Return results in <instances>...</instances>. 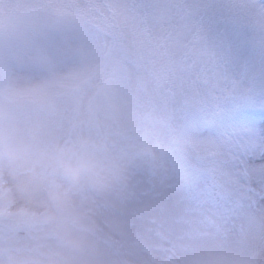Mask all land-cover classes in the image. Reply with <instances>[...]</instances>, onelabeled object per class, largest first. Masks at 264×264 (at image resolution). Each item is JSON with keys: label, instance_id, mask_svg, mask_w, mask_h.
I'll return each mask as SVG.
<instances>
[{"label": "rangeland", "instance_id": "1", "mask_svg": "<svg viewBox=\"0 0 264 264\" xmlns=\"http://www.w3.org/2000/svg\"><path fill=\"white\" fill-rule=\"evenodd\" d=\"M0 264H264V0H0Z\"/></svg>", "mask_w": 264, "mask_h": 264}, {"label": "clouds", "instance_id": "2", "mask_svg": "<svg viewBox=\"0 0 264 264\" xmlns=\"http://www.w3.org/2000/svg\"><path fill=\"white\" fill-rule=\"evenodd\" d=\"M65 148L66 151L54 154L33 150L28 145L6 146L2 151L13 159L34 153L36 164L47 169L51 176L63 178L69 186L74 187L82 183L104 186L108 177L99 170L96 162L88 154L71 147Z\"/></svg>", "mask_w": 264, "mask_h": 264}, {"label": "trees", "instance_id": "3", "mask_svg": "<svg viewBox=\"0 0 264 264\" xmlns=\"http://www.w3.org/2000/svg\"><path fill=\"white\" fill-rule=\"evenodd\" d=\"M77 2V0H75ZM87 2H89L90 0H86ZM202 6V5H201ZM204 6V5H203ZM94 9V8H92ZM146 12V10H145ZM99 13V19L101 21V27L106 30L108 36H109V30L113 29V26L112 24L110 23V20H109V17L107 16L106 12L104 10H101L100 12H97ZM147 13V12H146ZM200 15V14H199ZM198 15V16H199ZM201 17V15H200ZM203 17V16H202ZM204 20H206L205 17H203ZM202 21V20H201ZM143 29V30H142ZM153 28L151 27V25L149 24V22H147V20L144 18L143 21H142V28L140 30V32L144 35L146 34L145 36L146 37H149L151 35V33L153 32L152 30ZM201 29V28H200ZM147 68L151 69L149 67V65H147ZM156 70V69H154Z\"/></svg>", "mask_w": 264, "mask_h": 264}, {"label": "snow or ice", "instance_id": "4", "mask_svg": "<svg viewBox=\"0 0 264 264\" xmlns=\"http://www.w3.org/2000/svg\"><path fill=\"white\" fill-rule=\"evenodd\" d=\"M37 150L45 153H56V152H64L66 151L65 147H56V146H50L47 144H41L37 146Z\"/></svg>", "mask_w": 264, "mask_h": 264}]
</instances>
